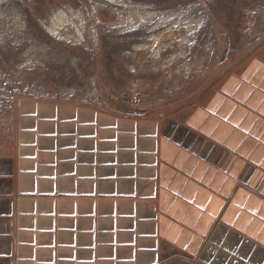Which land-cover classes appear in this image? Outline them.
Here are the masks:
<instances>
[{"label":"crops","instance_id":"1","mask_svg":"<svg viewBox=\"0 0 264 264\" xmlns=\"http://www.w3.org/2000/svg\"><path fill=\"white\" fill-rule=\"evenodd\" d=\"M122 112L20 99L0 264H264V49L202 105Z\"/></svg>","mask_w":264,"mask_h":264},{"label":"rangeland","instance_id":"2","mask_svg":"<svg viewBox=\"0 0 264 264\" xmlns=\"http://www.w3.org/2000/svg\"><path fill=\"white\" fill-rule=\"evenodd\" d=\"M262 49L264 0H0V152L21 98L191 109Z\"/></svg>","mask_w":264,"mask_h":264}]
</instances>
